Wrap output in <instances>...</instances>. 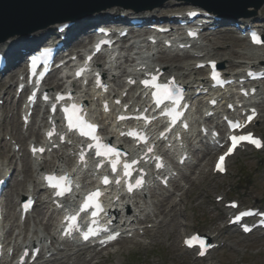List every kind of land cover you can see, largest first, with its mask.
Segmentation results:
<instances>
[{"label": "bare ground", "instance_id": "1", "mask_svg": "<svg viewBox=\"0 0 264 264\" xmlns=\"http://www.w3.org/2000/svg\"><path fill=\"white\" fill-rule=\"evenodd\" d=\"M181 5L179 2L171 1L165 5L164 9L168 8V5ZM158 9L151 11V14L154 15V18L157 20L159 19V14L155 15ZM206 12V11H205ZM144 15L141 14L138 18H145ZM249 19H238L240 23L248 22ZM261 26L262 31L264 30V24L256 23ZM63 25V24H61ZM36 34V33H35ZM220 32L210 35H204L203 39L200 42V50L197 51V55L201 56L200 58L194 59L191 57V60L180 63L178 65L175 64V60L177 58L176 55L167 54L165 57H158L154 60L157 66H160L164 71L166 76L174 75L182 84L186 86L189 90H196L198 89L199 85L205 86L207 73L205 70L194 69V65L196 64L199 59H212L216 60L219 63L224 65L223 73L226 75H241L245 68L252 67V68H263L264 69V47L261 49H249L247 48L244 41L241 38L233 37L231 38V42L229 46H226L225 40H220L217 35H220ZM217 36V37H215ZM128 40V45L125 48H121L120 51L115 56V62L119 63V67L115 68L112 72V75H107L106 71H102L104 74V79L108 81L110 84L111 90L113 93H117V89L121 87V76L126 74L128 70L121 65L122 59H129L130 54L126 53L124 50H134L133 56H138L139 54L145 53L143 50L144 43L139 42V47L135 49L133 46V42ZM29 43L30 41H25ZM124 49V50H123ZM158 52H156L157 54ZM154 53L149 52L146 56L139 57L140 60L143 61V64L147 67H150L153 60L150 57H153ZM187 52H182L181 56H187ZM159 59V60H158ZM96 65L100 68L102 66L97 62ZM258 94L253 97L252 102L257 103V109L259 110V116L256 119V124H264V89L263 85H257ZM233 90H228L223 92L220 96L221 99L224 100L232 94ZM12 89L6 88L3 93V97L7 99H11L12 101ZM121 95V92L118 94ZM93 97H89V100H92ZM10 101V102H11ZM201 103V102H200ZM20 102H12L8 103L5 110L0 112V157H2V161H0V175L1 178L6 176L11 171H14L15 178L13 181L12 187L9 188L6 194V220L2 230V233H5V230L10 234V237L13 235L15 237L14 240H11L12 237L6 239L7 248H12L14 251L19 249L22 245L29 246L30 244L36 242L40 243L41 253L39 259L41 260L40 264H97L95 262L96 259L99 258L100 255H109V254H120L123 249H126V244L128 242L135 243L140 241L143 243L142 240L149 239L151 242H157L164 237H167L169 234L173 235L174 239L171 244V247H177L176 238L180 235V228L185 227L186 224H183L179 220V216L181 215L180 209L177 208L179 204H177L176 200L173 196L176 193H179L180 198L179 201L184 203L187 200H190V195L194 193V191L200 188V181L204 180V175L199 171L198 176L194 177V173L196 170V166H187L185 171L182 172L181 169L175 168L177 170H181L179 173V180L173 181L171 186L174 187L172 191L166 190L165 192L157 189L156 191H150L151 197L147 199H142L140 196L135 197L133 200L128 199L127 201L132 203L130 209H127L129 212L128 220L131 221L130 225H122L119 226L123 228H129L132 232V238L127 241V239H122L120 246H112L111 249H107L102 252H94L93 250H88L87 248H64L59 251L60 246H56V243H53L52 247L50 248L47 246V242L49 240H53L54 237H50L52 235L53 229H50L54 226V216L50 215L48 219L45 221L43 220H35L33 224L29 226H23L20 223L19 217H16L15 214V207H17L14 203V199L20 198L21 195L25 196L32 191V195L37 194L41 187L38 182V172L45 169L47 166H57L62 167L65 165V156L63 153L57 155L61 159V162H49L46 161L43 164L35 163L33 161L28 160L26 155H22V160L20 164L15 161V155L12 151L9 150L7 147L8 143L4 142L3 137L10 136L9 142L12 140L17 141L16 145L19 147H23L25 142V137L22 134L21 124L17 119V111H20ZM224 109V108H223ZM219 109H217L218 111ZM216 111V110H214ZM7 112L12 114V119L8 121ZM253 126L251 125L248 128V131H253ZM41 125L38 127L34 123L32 128L29 131V134H34L36 138H39ZM5 132V133H4ZM4 133V134H3ZM3 134V135H2ZM199 138L195 136L194 133L190 135V137H186L187 146L189 149H194L198 146ZM199 143H196V142ZM11 145V142H10ZM9 145V147H10ZM203 143H201V146ZM22 153L24 154V149H21ZM201 159L210 160L212 156H215L212 150L208 149L207 147L203 148L201 152ZM63 163V164H62ZM198 170V169H197ZM212 173V170H211ZM22 176L23 179H19ZM181 182L187 185H181ZM149 192H144L143 194H148ZM38 207L43 206L42 200H38ZM45 208V207H43ZM146 223H152L151 230L144 229L142 225ZM143 230V237H141L138 233ZM188 232L186 229L184 230V234L182 237L187 236ZM181 236V235H180ZM181 237V238H182ZM142 239V240H141ZM182 242V241H181ZM179 246V244H178ZM84 249V250H82ZM84 252H82V251ZM176 250H179L178 247ZM88 252H94L88 253ZM51 255V259L44 260L43 257L46 254ZM87 254H89L90 259L86 261L84 258L80 259L81 256L88 258ZM2 264H11L8 262H3Z\"/></svg>", "mask_w": 264, "mask_h": 264}, {"label": "rangeland", "instance_id": "2", "mask_svg": "<svg viewBox=\"0 0 264 264\" xmlns=\"http://www.w3.org/2000/svg\"><path fill=\"white\" fill-rule=\"evenodd\" d=\"M183 4L184 8L189 6L188 3ZM258 14L255 19L264 22V8ZM232 37L231 34L224 33L219 38H225L223 40L227 45ZM255 131L264 137V124L258 125ZM212 161L213 158L209 162H198L197 168L206 177L200 181V188L190 195V200L182 203L178 197H173L181 211L180 222L188 226L180 228V235L185 229L187 232L211 231L216 238L226 241L222 249L213 252L208 260L193 262L192 254L176 250L180 235L176 238L177 247L174 248L171 247L174 237L169 234L156 243L147 244L145 248L142 246L130 249L132 245L129 244V248L123 249L120 254H110L106 258L100 255L95 260L98 261L97 264H264V236L256 233L242 237L232 230L225 229L224 214L214 207V198L217 195L238 199L243 203V207L252 204V198L256 196L264 207V153L240 154L230 162L229 173L225 177L215 178L209 175ZM196 175L198 176V173Z\"/></svg>", "mask_w": 264, "mask_h": 264}, {"label": "water", "instance_id": "3", "mask_svg": "<svg viewBox=\"0 0 264 264\" xmlns=\"http://www.w3.org/2000/svg\"><path fill=\"white\" fill-rule=\"evenodd\" d=\"M166 0H0V40L15 34L76 19L111 6L134 11L151 9ZM218 14L245 15L258 9L264 0H187Z\"/></svg>", "mask_w": 264, "mask_h": 264}]
</instances>
